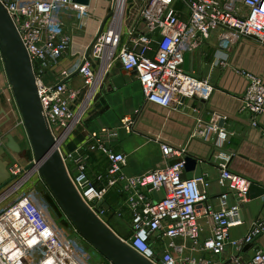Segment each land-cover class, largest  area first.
I'll return each mask as SVG.
<instances>
[{
    "label": "built area",
    "instance_id": "built-area-1",
    "mask_svg": "<svg viewBox=\"0 0 264 264\" xmlns=\"http://www.w3.org/2000/svg\"><path fill=\"white\" fill-rule=\"evenodd\" d=\"M118 2L90 0L87 6H80L72 0H0L29 55L42 114L75 190L103 219L108 210L103 204L106 194L117 189L131 214V235L119 238L152 264H264L261 250L246 261L239 257L247 245L264 235V218H256L242 237H230L232 228L244 224L241 207L252 183L229 169L230 156L214 159L217 184L227 190L215 210L207 204L209 184L202 179H182L183 160L126 176L122 173L125 156L107 146L118 130L136 132L140 112L150 106L169 109L185 100L211 96L212 85L194 72L184 71L183 63L185 55L191 58L212 35L217 36L215 65H223L229 52L245 40L253 42L264 56V0H123L120 16ZM67 55L71 60L61 64ZM115 63L139 82L143 109L134 117L121 118L118 128L101 127L86 134L89 150L101 152L108 161L105 174L91 179L82 148L69 152L62 148ZM76 71L82 83L79 89L69 82ZM236 74L246 82L241 110L255 115L251 125L256 128V116L264 111V77L244 70H236ZM47 75L54 78L53 84L44 81ZM4 77L0 92L11 93ZM214 136L225 138L227 134L206 126L202 139L209 142ZM261 137L264 139V130ZM4 143L0 137V146ZM160 152L167 162L183 159L188 153L185 147L168 141L160 142ZM26 166L21 167L18 156L12 154L8 170L14 179L7 188L17 189L32 174ZM153 193L162 199L153 200ZM40 194L29 192L0 214V264H110L70 224L60 225L52 210L36 199ZM227 195L234 199V206L228 205ZM201 217L211 227L205 239L201 238ZM229 247L234 254L226 262L220 260ZM196 250L210 257L185 255Z\"/></svg>",
    "mask_w": 264,
    "mask_h": 264
},
{
    "label": "crops",
    "instance_id": "crops-1",
    "mask_svg": "<svg viewBox=\"0 0 264 264\" xmlns=\"http://www.w3.org/2000/svg\"><path fill=\"white\" fill-rule=\"evenodd\" d=\"M176 7L183 10L181 4H177ZM211 37L212 40L205 42L190 58L187 70L194 72L199 79L207 80L212 85L211 96L205 100H185L181 106L177 105L169 109L150 106L147 110L140 112L136 132L127 134L118 130L117 136L113 140L107 141V146L114 153H121L125 156L122 173L126 176L142 175L169 164L161 156L160 142L162 141L185 147L189 154L207 161L201 163L203 174L208 178L209 183L207 184L210 186L207 204L218 210L221 201L219 199L220 186L217 184L218 171L214 162L217 156H230L229 169L233 173L264 187V139L261 137V132L264 130V111L256 116L258 126L252 127L251 119L255 115L241 110V96L246 82L236 74V70H244L264 77V56L253 42L245 40L229 52L228 59L223 65H215L214 54L217 49V36L214 34ZM80 47L78 45L79 49ZM69 60L71 57L67 55L61 64L66 65ZM3 72L0 69V83L4 85L6 80ZM117 77H121L123 80V84L119 88H116L113 83V79ZM44 81L53 84L54 78L47 75L44 77ZM69 82L72 87L77 89L82 86L81 78L78 75L73 76ZM4 98V95L0 94V109L5 111ZM143 103L144 98L139 82L132 74L126 73L118 63H115L86 111L90 112L87 118L93 117L89 121L90 125L87 130L95 131L101 127L118 128L119 120L125 116L134 117L136 111L143 109ZM220 121L221 124H219ZM8 122H6V116L1 114L0 125L5 124L2 127V132L8 131L5 130ZM198 122L202 124L199 125ZM206 126H213L224 131L227 136L225 138L214 136L211 141H204L202 134ZM86 134H73L64 144L65 152L73 151L80 146L83 153L88 156V176L95 179L98 175L105 174L108 161L106 156L98 152L103 157L104 166L98 173L92 171L91 165L95 161V154L89 150L86 144ZM69 167L71 171L74 170L72 165ZM96 186L102 185L97 183ZM14 189H11L9 193ZM1 194L2 192H0ZM115 196L121 197L124 201L123 195L117 189H110L103 203L109 211H113L114 204L108 199L115 198ZM150 197L155 200L153 194ZM241 208L245 221L242 226L230 230L232 239L242 237L256 218H264V196L254 200L247 199ZM126 210L131 223L130 211L127 207ZM130 223L128 233L124 236L117 234L120 238L125 239L131 235ZM199 224L202 228L201 238L209 237L211 227L207 220L201 217ZM186 246L188 247L189 244L187 243ZM256 250L264 252V235L255 238L250 245H247L239 257L246 261ZM233 254V250L229 247L226 254L219 259L226 262L227 256ZM185 255H191L195 259L210 257L208 253L199 250L187 251Z\"/></svg>",
    "mask_w": 264,
    "mask_h": 264
},
{
    "label": "water",
    "instance_id": "water-1",
    "mask_svg": "<svg viewBox=\"0 0 264 264\" xmlns=\"http://www.w3.org/2000/svg\"><path fill=\"white\" fill-rule=\"evenodd\" d=\"M72 1L80 6H87L90 2V0ZM155 32L157 33L158 30ZM0 59L29 143V149L23 151L11 134L4 135L5 143L0 146V192L12 184L14 179L8 170L12 154L23 157L27 162L25 170L36 171L47 189V193L44 191L45 193L36 195V199L52 210L55 217L60 220V225L70 224L77 234L110 264H152L126 245L108 226L107 218L99 219L75 190L57 148L56 140L42 114L29 55L15 24L1 3ZM189 60L190 56L185 55L184 71L188 70ZM76 75L77 71L72 74V77ZM113 83L116 88H119L123 80L117 77L113 79ZM1 114L6 115L3 109H0ZM4 125H0V134L3 133ZM181 160L184 162L182 179H202L205 183H209L201 168V163L207 162L204 158L187 153L183 159L170 161L169 166ZM219 191L220 195L227 192L225 187H220ZM263 196L264 187L251 183L246 199L254 200ZM153 197L155 200L162 199V196L157 193H153ZM226 200L229 206L235 205L230 195H227Z\"/></svg>",
    "mask_w": 264,
    "mask_h": 264
},
{
    "label": "rangeland",
    "instance_id": "rangeland-1",
    "mask_svg": "<svg viewBox=\"0 0 264 264\" xmlns=\"http://www.w3.org/2000/svg\"><path fill=\"white\" fill-rule=\"evenodd\" d=\"M106 1H109V0H106ZM98 3H99V0H98ZM128 5H129V2H128ZM105 7H106V4H104V8ZM209 40H212V37H210ZM0 69H1V71L3 70L1 59H0ZM2 86H4L3 83L2 84L0 83V90L3 88ZM0 94H3L5 97L3 99V101H4V106L6 109L5 110L6 122L9 121L5 127V130H8V131L0 134L1 135L0 137L4 141V135L9 133L15 138V140L21 146L23 151L29 149V143H28L27 137H26L25 132H24L21 116L18 112L15 101L12 97V94L10 92L5 91V90L0 92ZM92 106H93V104L91 105V109H92ZM91 109H90V111H91ZM89 113L90 112H88L86 114L85 118L81 120L78 128L73 132V134L79 135L80 133L81 134L83 133V135H84L87 132H89V130H87L88 129L87 127L90 125L89 121L93 118V117L87 118V116H89ZM84 115H83V117H84ZM85 130H86V133H85ZM73 134H71L68 137L67 141L70 139V137ZM67 141L65 140V143ZM62 150H63V152H65V146H64V149L62 148ZM93 152L95 154V156H94L95 161L91 165V169L94 173H98V171L104 166V161H103V157L98 154L99 151L95 150ZM18 160L21 163V167L26 166L27 162L24 160L23 157H18ZM34 190H36L37 192H43V193L46 192L47 193V189H46L44 182L39 177L38 173L33 171L32 174H30L28 177L24 178L23 183L20 187H18L16 190L14 189L7 196H3L1 198L2 200L0 202V214L4 210L9 208L10 206L19 202L20 199L25 194L32 192ZM4 194H6V193H3V195ZM108 200L114 204L112 207L113 211H111V210L109 211V209H108L106 212V217L108 218V226L110 228H112V230L116 234H119L120 236H124V234L129 232L128 226L130 223V218L128 217L126 205H125V203L121 197H117V196H115V198L110 197Z\"/></svg>",
    "mask_w": 264,
    "mask_h": 264
},
{
    "label": "bare ground",
    "instance_id": "bare-ground-1",
    "mask_svg": "<svg viewBox=\"0 0 264 264\" xmlns=\"http://www.w3.org/2000/svg\"><path fill=\"white\" fill-rule=\"evenodd\" d=\"M122 4H123V0H119V2H118V9L120 10L119 11V16H120V13H121V10H122ZM119 18V17H118ZM23 179H21L20 181H19V183L22 181ZM18 183V182H17ZM18 183V184H19ZM6 194H4V195H0V200H1V198L3 197V196H6L7 195V193H9L10 192V189L8 188V189H6ZM5 192V191H4Z\"/></svg>",
    "mask_w": 264,
    "mask_h": 264
}]
</instances>
